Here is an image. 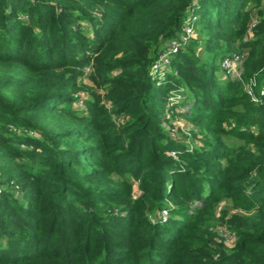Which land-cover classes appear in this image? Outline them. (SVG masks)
I'll return each mask as SVG.
<instances>
[{
  "label": "trees",
  "instance_id": "obj_1",
  "mask_svg": "<svg viewBox=\"0 0 264 264\" xmlns=\"http://www.w3.org/2000/svg\"><path fill=\"white\" fill-rule=\"evenodd\" d=\"M190 17L195 34L156 86L150 69ZM234 55H246L240 79L222 68ZM92 60L111 111L92 89L88 112L75 107ZM251 81L258 94L264 0H0V264H264ZM174 89L192 150L161 128Z\"/></svg>",
  "mask_w": 264,
  "mask_h": 264
},
{
  "label": "rangeland",
  "instance_id": "obj_2",
  "mask_svg": "<svg viewBox=\"0 0 264 264\" xmlns=\"http://www.w3.org/2000/svg\"><path fill=\"white\" fill-rule=\"evenodd\" d=\"M251 15H252V18L250 21V29L249 30L252 29L251 26H252L253 20L257 19V15H256L255 10L253 12H251ZM27 18L28 17H26V16L23 17V19H26V20H27ZM167 68L169 70H168V72H165L166 77H162L163 79H161L160 82H155L156 86H161L162 83L166 82L168 75H170V73H171V64L168 65ZM93 72H95V63L92 60L91 63L89 64V66L87 68H85L84 73H82V75L78 79V82H77L78 83V90L73 94L74 98L79 99V101L75 103V107L84 113L88 112V109H87V106L85 103L87 102V100H89L91 98V91L90 90L92 89V90H95L97 92V94L101 97V99H102L101 104L104 105V107L106 109L111 111L112 105L109 104V102L106 99L107 93L103 89H99L95 85V82H93L92 79H90ZM182 92H183V89H174L166 97L165 109L163 110V115L161 118L162 121L160 124H161V128L163 129V131L169 137L171 136L174 140L183 141L192 150L195 146L201 145V142L198 141V142H195L192 144L190 143L191 142L190 138H191L192 132L195 130V128L193 126H188V124L185 123L178 115L181 111H180V109L177 108V105H176L174 99L176 96L182 94ZM182 99H183V97H182ZM182 99L179 101V104L182 102ZM128 119L129 118L126 115H122L119 117H117V116L113 117V121H114V123L118 129L123 128L126 125ZM227 142L230 145H232L233 143H236V141L233 138H231V140H227ZM174 152L176 153V156L175 157L172 156V157L174 159H177L179 156V153L177 151H174ZM114 178L119 179L118 176H114ZM131 182H132V190H133L132 191V199L134 201H137L143 195V192L140 189V181L132 178ZM15 192H16V194H15L16 198L25 202V194L23 193V189L20 186L17 185V187H15ZM169 206H172V205L169 204ZM162 214L168 220V218L170 216V210L164 209V210H162L161 216H162ZM161 216H160V223H165L167 220L163 221L161 219L162 218ZM150 219L153 222H156V220H157V219H155V217L153 215H150ZM221 231L224 232V235L229 236V233H225V229L222 228Z\"/></svg>",
  "mask_w": 264,
  "mask_h": 264
},
{
  "label": "built area",
  "instance_id": "obj_3",
  "mask_svg": "<svg viewBox=\"0 0 264 264\" xmlns=\"http://www.w3.org/2000/svg\"><path fill=\"white\" fill-rule=\"evenodd\" d=\"M258 20L254 19L252 22V28L256 26ZM195 32L191 23V17L187 19V22L183 28L181 35L171 40L166 48L159 54L158 59L154 62L150 69V78L154 82H160L162 77H166L165 72H168L167 66L172 63V59L179 53V51L190 43ZM246 60V55H234L231 58H226L222 62V68L228 76L234 79H240L243 71V64ZM88 71V70H87ZM167 74V73H166ZM256 83L251 81L245 86L247 94L250 96L251 101L254 104L262 105L264 108V86L260 89L259 93L255 92ZM182 99V94L175 97L176 105ZM172 156H176L175 152L171 153ZM12 184V183H11ZM6 190L4 184H0V195ZM163 221H166V217L162 214Z\"/></svg>",
  "mask_w": 264,
  "mask_h": 264
}]
</instances>
